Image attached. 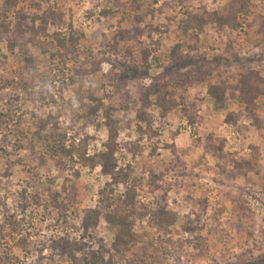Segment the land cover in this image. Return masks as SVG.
Here are the masks:
<instances>
[{"label":"rangeland","instance_id":"374dc122","mask_svg":"<svg viewBox=\"0 0 264 264\" xmlns=\"http://www.w3.org/2000/svg\"><path fill=\"white\" fill-rule=\"evenodd\" d=\"M233 1L0 0V198L27 223L0 244V264H74L54 255V237L76 241L79 257L114 255L112 264H264V0H242L240 8ZM49 10L64 18L43 40L55 33L83 40L68 55L54 42L57 58L31 47L33 69L20 50L27 41L19 16ZM214 12L231 18L224 29L208 22L198 34L179 30ZM215 84L226 89L221 106L208 93ZM172 102L178 107L167 112ZM90 105L113 109L120 121L119 167L131 169L128 183L113 188L125 197L133 185L144 215L125 254L104 218L89 233L82 227L108 181L100 168L76 166L77 176L51 161L35 170L33 149L48 150L35 135L40 118L59 114L67 145L76 135L77 143L88 139L81 148L88 156L103 150V112L90 126L78 120ZM230 113L242 114L238 126L226 123ZM125 143L141 154L133 157ZM21 159L29 161L13 165ZM25 189L32 205L24 214ZM57 194L60 208L50 199Z\"/></svg>","mask_w":264,"mask_h":264},{"label":"trees","instance_id":"16d2710c","mask_svg":"<svg viewBox=\"0 0 264 264\" xmlns=\"http://www.w3.org/2000/svg\"><path fill=\"white\" fill-rule=\"evenodd\" d=\"M233 4L236 8H240L243 5L242 0H234ZM104 14H107L104 11ZM64 18V13H56L54 10H49L46 13V16H34L30 17L26 14H20L19 19V30L21 34V39L27 41V44L21 45L20 50L25 54L28 67L36 69L35 56L30 52V48L34 47L36 49L42 48L45 53L50 52L51 46L54 42H57L58 48L65 50L64 54H76L79 50V46L83 40V35L71 34L68 38L62 37L61 33L54 34V40L52 42H46L43 40V36L47 35V30L50 24L62 23ZM231 21V18L227 14L223 13H201L194 16L188 21H184L180 24L179 30L184 34L188 35L191 31L195 33L202 32L203 27L206 23H214L220 29H224ZM37 22L39 23L37 25ZM121 37H124L123 33ZM14 48V47H13ZM181 51V45H178L176 49L172 52L175 57H179ZM59 51L56 53H51L53 58L59 57ZM61 57H63L60 54ZM148 56V55H147ZM145 57L147 60L148 57ZM134 73H137L134 71ZM156 87V86H153ZM150 87V88H153ZM209 95L214 99L216 106H221L225 102L226 89L222 88L219 84H215L209 87ZM147 100L151 95L145 96ZM146 100V101H147ZM178 107L176 102H172L171 107L168 108L167 112H172ZM103 112V118L105 119L104 128L108 132V141L103 145V150L100 153H96L92 156H88L86 152L82 151V147L88 143V139H84L77 143V138L73 136V141L71 145H67V132L64 128L60 127L59 124V114L55 117L49 116L47 118H40L35 126L37 131L35 135L39 142L45 143L47 153L44 149L38 154L34 151V162H36L35 170L36 174L49 165L51 161L57 164L58 168L63 172L69 168L74 171L77 176H80L81 173L76 166L80 168H89L95 170L100 168L103 176L107 178V183L104 188L99 191V198L97 201V206L92 209L85 210V221L82 224V227L85 228L86 232L89 233L90 230H95L98 228L102 218L105 219L107 224L114 230H116V236L113 241V246L116 248L118 253L125 254L137 243V236L135 234V220L139 217L143 218L144 215L138 209V203L136 201L137 195L135 189L130 187L125 195L116 196L114 186L122 183H128L129 174L131 166L127 167V170L120 169L119 159L117 157L118 153L121 151L122 142L120 139V121H115L112 118L113 109H108L99 106H89L88 114L85 116L78 117V120L85 118V123L87 126H90L94 122V117L98 113ZM140 120L149 123L150 120L147 119L145 114L139 115ZM242 117L241 113H230L226 119V123L231 126H238V123ZM151 126V125H149ZM152 127V126H151ZM34 147V145H33ZM125 149L128 148L131 155L135 157L136 154H141V146L134 144L125 143ZM137 150V151H136ZM137 152V153H136ZM136 153V154H135ZM23 161H29L21 159L18 162H13V165H19ZM27 189L21 194L22 200H26L22 205V212L28 211L32 203L26 197ZM56 195L50 197V199L55 200L56 206L60 208L59 197ZM37 196L35 197V199ZM56 207V208H57ZM61 209H63L61 207ZM0 212L3 214L4 221L0 222V244L5 240L7 235L10 233L15 235L22 234L23 228L25 227L26 217L19 219V216L14 213L10 214L9 209L6 206V202L3 198H0ZM8 230V231H7ZM26 241V240H24ZM53 245L52 249L55 256L63 258L65 262L72 260L74 264H112L114 260V255L109 260H106L98 252L89 251L85 252L81 257L78 254H81L82 247L78 245L76 241L71 240L70 238L65 237H54L52 240ZM26 243V242H25ZM1 254V253H0ZM7 259V258H6Z\"/></svg>","mask_w":264,"mask_h":264}]
</instances>
